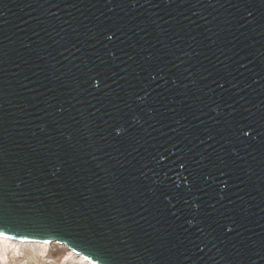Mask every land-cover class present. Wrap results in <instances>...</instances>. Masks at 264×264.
I'll return each mask as SVG.
<instances>
[{
    "label": "water",
    "instance_id": "water-1",
    "mask_svg": "<svg viewBox=\"0 0 264 264\" xmlns=\"http://www.w3.org/2000/svg\"><path fill=\"white\" fill-rule=\"evenodd\" d=\"M0 237L264 264V0H0Z\"/></svg>",
    "mask_w": 264,
    "mask_h": 264
},
{
    "label": "rangeland",
    "instance_id": "rangeland-1",
    "mask_svg": "<svg viewBox=\"0 0 264 264\" xmlns=\"http://www.w3.org/2000/svg\"><path fill=\"white\" fill-rule=\"evenodd\" d=\"M67 248L63 245L52 244L40 250V246L32 248L28 244L19 246L16 252L11 248L8 251V259L3 260L0 256V264H70L65 259Z\"/></svg>",
    "mask_w": 264,
    "mask_h": 264
},
{
    "label": "bare ground",
    "instance_id": "bare-ground-1",
    "mask_svg": "<svg viewBox=\"0 0 264 264\" xmlns=\"http://www.w3.org/2000/svg\"><path fill=\"white\" fill-rule=\"evenodd\" d=\"M24 244L30 245L32 248H35V246H40V250L43 251L44 249L52 244H45L41 242H33V243H26V242H19L10 240L8 238L0 237V256L3 260H6L8 257V251L13 248V251L16 252L18 250L19 246H23ZM60 245V244H59ZM8 259V258H7ZM66 263L70 264H92L91 261H87L85 257H83L82 254H76L72 250L67 249L66 258H64Z\"/></svg>",
    "mask_w": 264,
    "mask_h": 264
}]
</instances>
